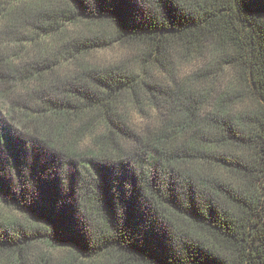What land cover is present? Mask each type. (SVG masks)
<instances>
[{"label":"trees","instance_id":"trees-1","mask_svg":"<svg viewBox=\"0 0 264 264\" xmlns=\"http://www.w3.org/2000/svg\"><path fill=\"white\" fill-rule=\"evenodd\" d=\"M0 264H264V0H0Z\"/></svg>","mask_w":264,"mask_h":264},{"label":"rangeland","instance_id":"rangeland-1","mask_svg":"<svg viewBox=\"0 0 264 264\" xmlns=\"http://www.w3.org/2000/svg\"><path fill=\"white\" fill-rule=\"evenodd\" d=\"M118 52H115V51H112V50H109V51H104V52H101L99 54V58L105 60V59H110V60H118L119 57H118ZM121 54V53H120ZM122 56V54H121ZM198 66V63L197 62H193V63H185V64H182V70L183 71H189V70H192L194 68H196Z\"/></svg>","mask_w":264,"mask_h":264}]
</instances>
